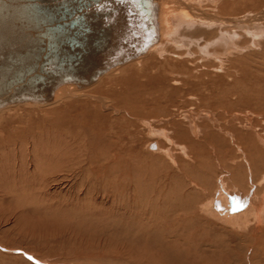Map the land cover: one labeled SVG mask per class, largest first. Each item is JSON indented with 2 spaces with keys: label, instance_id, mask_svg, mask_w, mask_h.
Here are the masks:
<instances>
[{
  "label": "rangeland",
  "instance_id": "374dc122",
  "mask_svg": "<svg viewBox=\"0 0 264 264\" xmlns=\"http://www.w3.org/2000/svg\"><path fill=\"white\" fill-rule=\"evenodd\" d=\"M205 1L209 2L192 7L217 18L224 12L234 20L245 19L264 11V0ZM239 34L237 43L246 44L244 32ZM183 39L176 50L169 47L162 57L156 55L159 72L130 70L115 81L114 92L98 93L96 89L88 96L79 94L49 108H19L0 117V264H264V223L256 231V223L251 221L255 233L248 229L257 244L242 238L249 235L247 230L222 222L216 223L220 228L217 233L208 230L210 234L192 239L194 229L188 221L186 229L178 227L180 231L174 233L171 228L170 237L165 234L164 226L171 224V219L188 217L193 205L202 203L196 183L214 189L219 178H228L232 167L239 169L238 178L232 175L235 187L241 190L237 195L245 193V198L260 200L264 191V184L259 186L264 146L259 147L262 144L255 133L246 128L248 116L249 125L264 136V35L258 39L260 45L249 50L228 46L226 52L221 48L223 66L214 57L205 59L198 45L189 46L187 37ZM199 100L202 107L197 106ZM185 112L199 115L195 120L200 132L197 138L211 135V146L200 145L196 136L173 135L175 124L183 122L188 128L191 123ZM209 115L217 120L215 127ZM157 126L170 130V143L156 137ZM220 128L228 135L220 133ZM134 134L132 155L126 151L117 154V137L125 136V143L131 146L129 139ZM183 138L196 143L195 153L205 160V173L190 162L191 152L186 147L188 158L179 149V144L187 141ZM156 141L165 142L162 148H177L176 158L186 165L193 183L169 158L160 154L163 159H157L156 150L148 149L147 145ZM213 141L219 142L218 158L206 152L214 150L217 143ZM225 141L232 143L231 150L226 149ZM246 156L253 160L252 177L246 171ZM215 159H222L220 169L214 166Z\"/></svg>",
  "mask_w": 264,
  "mask_h": 264
},
{
  "label": "bare ground",
  "instance_id": "6f19581e",
  "mask_svg": "<svg viewBox=\"0 0 264 264\" xmlns=\"http://www.w3.org/2000/svg\"><path fill=\"white\" fill-rule=\"evenodd\" d=\"M66 1H68L67 6L69 8L71 6H74L75 10H78L76 7V2H74L73 0H0V117L7 112H12V111L15 112V110H17L19 108H26V109H28V108H49V107H52L54 105H57L61 101H65V99H68V98L70 99L71 97H75L79 94H83V95L88 96L89 93H92L93 91L95 93L96 89H98L97 91L100 90L101 92H104V90L110 89L111 92H114L115 89H113L114 91H112L111 87L113 85L116 86L118 84L115 81H117V79H119L120 77H121L120 79L124 78V73L127 74V72H129L130 70H131V72L133 71V72H136L138 74H143V73L147 74L148 71H151V72L154 71V73L156 74V72L160 71V68H158V69L155 68V65H158V62L156 63V60H158V59H156V55H157V58L162 57V55L164 53H166V51L169 47H172L173 50H176L174 48V47H176V44H180L184 40L183 38H185V37H187V39H185V40H188V42L186 41L187 45H189V46L190 45H196V46L198 45L199 49H197V48L196 49L201 53V55L203 57L206 56L205 59H209L210 57L211 58L214 57L215 58L214 60H217L218 63L220 64V66H223V63L225 61V55H224L225 53H224V51L221 50V48H223V47L226 48V49H223L226 51L228 49V46H230V47L232 46L233 48H236L239 51H244L245 49L249 50V49H251L252 46H254V47L259 46L260 44H258V43L260 41L258 39L262 38V36L264 35V11L258 15L255 13L256 16H247V17H245V19H244V17H242V19L236 18L234 20L232 18L234 16H231L230 14H225L223 12V9H222L223 15H220V17H222V18H220V17L217 18L215 15L204 14L201 10L196 9V8L194 9V7H192V5L194 3H196L198 6H202L203 4L209 2V1L206 2L205 0L204 1H202V0H153V2L155 4V8H156L155 15L153 17V23H152V26L154 25V32H155L154 41L143 52L134 53L135 49H134V46H132V43H137V45L140 44L139 34L136 33V31H135V30H137V29H135L137 27L136 23L134 22L135 17L128 15L127 3H117L116 4L113 2V0H106L107 2H109L111 4V7L113 8V11H111V13L107 15L106 20L103 18L104 16L102 17V14L100 12L96 11L94 6H90L87 8H86V6H84V7H82L83 9L81 11H78V13L76 12L78 15L82 14L84 19H85V22H86V24H85L86 29H83V28L79 29L77 32L79 34V36H76L77 34L75 35L76 36L75 38L78 39V42H80V44L78 45V47L76 49L77 52L81 54V56H80L81 65H78L79 75H81L83 77H87L89 75L95 74L97 71H100L99 74L96 76V78L93 79L92 81L87 82V84H81V83H76V82L75 83L60 84L53 89L51 95L46 100L34 101L31 99H28V100L18 99L19 96H21L23 86L27 83L26 76H25L26 72L23 73V71L24 70L26 71V69H27L26 64L28 62L31 64L32 63L34 64L37 62L40 63L43 60V55L47 51V47H48V43H47L48 42V39H47L48 36H46V35L49 34V31L52 35H58L55 32H51L52 29L50 27H52L58 21L60 22L62 20V18H61L62 12H58V13L54 14V9H52V8L57 7L61 2L64 3ZM211 1L213 3L218 4V2L219 1L221 2L222 0H211ZM235 1L232 4L236 3ZM239 4H241V3H239ZM219 8H220V5H219ZM222 8H223V6H222ZM244 10H243V12H247V11L253 12L251 10H245V11ZM132 30H134V33H136L135 35H134V33H132ZM240 30L242 32H244L245 36L248 38V40H247L248 42L244 45H242L240 43H239L240 44L239 45L237 43L238 37L240 35L239 34ZM69 35L66 34L65 36H69ZM62 36L63 37H61V35H59V37H57V38L60 40L64 39V35H62ZM197 39H199V40H197ZM202 40H203V44H201V46H200V42ZM225 44L227 45V47L223 46ZM262 45L264 46V43H262ZM67 47H68V45H67ZM185 47L187 49L188 46L185 45ZM176 48H179V47H176ZM182 48H183V45H182ZM54 49H55V52H53V53L58 54L59 56H63V57L65 55L69 56L70 55L69 53H73L70 50H68L67 48L64 50H60V47H58V46H55V48L50 49V50L52 51ZM237 50H235V51H237ZM118 52H122L124 57H122L123 56L122 55L121 56L122 58L112 59L113 57H115V55H117ZM184 52H185V49L183 50V53H179V54L182 55V54H184ZM186 52L188 55H190V56L192 55L191 54L192 51L191 52L186 51ZM152 56H153V59L151 61ZM153 60H155V61H153ZM112 62H114V63H112ZM152 63H154V65H153L154 67L151 66ZM135 67H137V68H135ZM154 69H156V71ZM20 75H22V76L19 77ZM228 75L230 76L229 73H228ZM188 78H190V77H188ZM231 80H232V77H231ZM183 81H185V79H182V82ZM107 84H110L111 86H109L107 88L106 87ZM104 88H106V89H104ZM44 91H45V94H47V92L49 91V87H46V89ZM100 91L98 93H100ZM110 91H108V92H110ZM108 94H112V93H108ZM117 96H119V95H117ZM93 98L95 99V97H93ZM127 99H128V97H127ZM98 100H100L99 102H101V104L103 103L100 97ZM197 102H198L197 106H199V107L203 106L202 103L200 102V100ZM137 103H139V102H137ZM113 111H115V110H113ZM205 111L206 110H204V114H207ZM207 111H209V110H207ZM185 113L186 114H184V115L187 116L186 118L191 120L190 124L187 123L188 128H187V126L183 125L186 123H183V122L178 123V124H175V126H174L175 131H173L172 133H173V135L176 134V137L177 136H183V137L190 138L191 136L192 137L196 136L195 138L198 139L197 138L198 133H200V132L197 133L198 129L196 127L195 120L199 119V115L191 114L190 112H185ZM209 114L211 115L212 112ZM210 115L207 117H209L211 119L212 123L213 124L215 122L217 123V120L215 118H212ZM235 118H238V116L235 115ZM246 120H247L246 123L248 126V127H246L247 130H251L252 132L255 133L254 136H256V138L259 139L258 140L259 143L262 144V146H259V147H263L264 146V136L261 134H258L260 132L257 133L255 131V128L251 127L249 125L250 124V117L247 116ZM163 122H165V121H163ZM197 122H199V121H197ZM157 124H159V122H156V125ZM215 124L212 126L215 127ZM157 127H159V126H157ZM172 127H173V125L171 126V128ZM156 129H157L156 130V137L161 136L164 140H167L166 142H168V143H170L173 140L172 139L173 135L171 136L170 130L168 128L163 126L162 128L159 127V129L158 128H156ZM203 129H204V127H203ZM86 131H87V129H86ZM205 131H206V129H205ZM218 131H220V133H222V134L227 133V135H228V132L223 133L221 128ZM203 132H204V130H203ZM128 133H130V132H128ZM206 133H208V132H206ZM249 133H251V132H249ZM113 135H115L114 132H113ZM231 135L232 134H230L229 136H231ZM130 136L131 137L129 140L132 141L131 146L129 143H125V139H124V138H126L125 136L117 137V142H115L116 143V145H115L116 149L114 148V150L117 152V154L118 153L120 154V153H123L124 151H126L125 154H127V155L131 154L132 155V153L135 151L133 146L135 145L134 143H135L137 137L135 134H134V136L133 135H130ZM208 136L210 137L211 135H207L206 137L204 136L203 139H201V140L198 139V140H200L199 144L200 145L205 144L206 146H207V144L210 145L211 142H208V138H209ZM214 136H216V135H214ZM187 138L186 139L183 138L187 141H185L186 142L185 145L183 143L179 144V145H181V146H179L180 147L179 149L188 158L189 153L186 154L184 152V148L186 147V151L191 152V154L189 156L190 162L193 165H195V167L200 172H202V171L204 172V168H202V167L204 166L203 162H205V160L201 159V155L195 153L196 149H197L195 147L196 143L194 144V141H191ZM232 138H235V137H232ZM254 139H255V137H254ZM213 142L217 143V141L216 142L213 141ZM106 143H107V145H109V148H110V146H111L110 139ZM163 143H165V142H163ZM163 143L159 142V141L150 142L147 146H148V149H150V150L151 149H153L154 151L156 150V158L157 159H160V158L163 159V156L160 155V154H163L164 158H166V157L169 158L173 162V164H175V166H176L175 169H177V171L179 170L178 172H181L182 174L186 175V177L189 174H191V173H188V169H186V167H185L186 165L184 163H182V161H180V159L176 158L177 157V151H176L177 148L176 149L172 148L173 150H170V149L166 148V146H165V147H163L164 148L163 149L162 148V146H164ZM224 143L226 144L229 142L225 141ZM244 143H246V142L244 141ZM252 143L253 142H251V144ZM21 144H23V143H21ZM217 144H216V146H214V150H212V151L207 150L206 151L208 153L211 152L210 155H208L206 153L209 157L211 155H213V157L218 156L217 154L219 152H217V151L219 150V147H220L219 142ZM226 145H227L226 149L231 150L232 143H231V146L229 144H226ZM5 147H6V145H5ZM32 148H33V146H32ZM112 149L113 148H111V150ZM127 150L129 152H127ZM210 150H211V148H210ZM106 152H107V150H106ZM199 153L201 154V152H199ZM228 153H229V151H228ZM113 154H116V153H113ZM250 155H252V154H250ZM116 156L121 157L122 155H116ZM228 158L230 159V157H228ZM239 158H241V157L239 156ZM229 159H227V160H229ZM212 160H213V158H212ZM221 160L222 159H220V160L217 159L216 161H214V162H216V164L214 163L215 164L214 166H216L218 169L221 168L220 167ZM230 160H232V159H230ZM223 162H224V160H223ZM245 162H246V171L247 172L249 171L250 176H251L252 170L254 169L253 160H252V158L251 159L249 158V160H248L247 156H246ZM233 165L234 164H232V166ZM105 166H107V165H105ZM171 166H173V165H171ZM223 166H225V164ZM229 167H230V165H229ZM205 171H206V169H205ZM242 171H243V169H242ZM238 173H239L238 167L237 166L232 167L230 174H229V172L226 174V176L228 178H224V177H223L224 179L219 178L218 183H216L214 189H212V188L208 189L207 188L208 184H198L199 182L196 183V186L201 188V190H200L201 192H200L199 196H200V200L202 201V203L199 205L194 204L193 207L191 206L192 207V211H191L192 213L188 217L186 216L183 219L178 217L176 220L171 219L173 223L171 222V224L164 226V228L166 227L165 228V234L167 236H169L170 230L173 229V232L175 233L176 231L179 230V228H182L183 226L185 228V224L188 221L187 223H189V225L191 226L190 228L194 229V232H193L194 235L192 237H190V239H192V238L196 237L197 235H204V234L209 233L208 230L212 231L211 234H213L215 232L217 233L220 230V228L217 227L216 223L222 222V223L229 224L233 228L238 227L242 230H247L246 233L249 235L248 236L244 235L242 238L248 237L251 239V241L252 240L254 241L253 243L257 244V241L255 240V237H254L255 235H253L252 233L250 234L249 233L250 230L248 231V229H251V231L253 233H255V230L257 231L261 227L260 226L261 223H264V191H263V194L260 196V200H258L259 197L255 199V198H252V196L245 198L246 197L245 193L242 195H240L241 193L239 195H237L236 191L241 192V190L238 189V186L235 187L236 186V180L232 179V175H234L233 177H237ZM245 174H246V172H245ZM253 176H254V174H253ZM200 178L202 179V177H200ZM259 178H260L259 179L260 180L259 186H260V184H264V173ZM13 179H14V177H13ZM188 179L191 180L192 183L194 182V180L191 179L189 176H188ZM239 180H241V179H239ZM201 181L203 182V180H201ZM21 183H22V181H21ZM238 185H240V183ZM250 186H249V188H250ZM254 187H256V186H254ZM248 193H251V191ZM247 195H250V194H247ZM245 199H247V201ZM246 204H249V205H246ZM181 205H178V206H180V208H181ZM182 206H184V205H182ZM248 206H250L249 207L250 209L247 210ZM232 211H234V214L232 213ZM163 221H165V220H163ZM251 221H254L256 223L255 230L252 229L253 224ZM203 222H206L207 224H209V226H206L205 224H203ZM162 224H164V223H162ZM228 232L234 233L235 231L229 230ZM229 234L230 233H228V235ZM234 236H236V235H234ZM187 238H189V237H187ZM194 240L195 239H193V241ZM184 241H185V239H184ZM204 242H205V240H204ZM246 243H247V241H246ZM245 245H247V244H245ZM251 248L252 247L250 245V249ZM198 249H199V247H198Z\"/></svg>",
  "mask_w": 264,
  "mask_h": 264
},
{
  "label": "water",
  "instance_id": "95a60500",
  "mask_svg": "<svg viewBox=\"0 0 264 264\" xmlns=\"http://www.w3.org/2000/svg\"><path fill=\"white\" fill-rule=\"evenodd\" d=\"M76 2L75 10L74 6L70 8L67 6V2H61L57 7H53L54 14L62 12V20L50 27L51 32H55L58 35H52L49 31L48 36V47L47 51L43 55V60L39 63H27V69L25 76L27 83L23 86L21 96L18 99L23 100H46L51 95L53 89L64 83H81L87 84L96 78L100 71L95 74L83 77L79 75L78 65H81L80 56L77 52V47L80 44L76 36L79 29L85 28V19L83 15H78V11H81L84 7L94 6L97 12L102 14V17L106 20L107 15L113 11L111 4L106 0H73ZM114 3H127V13L129 16L135 17V23L137 27L136 33L139 34L140 44L132 43L135 52H143L149 45H151L155 38L153 17L155 15V4L153 0H113ZM77 12V13H76ZM49 28V27H48ZM85 31V30H84ZM134 33V30H132ZM134 33V35L136 34ZM70 34L69 36H65ZM77 34V35H76ZM63 37L64 39H58L57 37ZM76 35V36H75ZM132 35V34H131ZM74 37V38H73ZM68 45V47H67ZM55 46L60 47V50L68 49L73 53H69V56H59L55 54ZM62 47V48H61ZM55 54V55H54ZM122 52H118L112 59H119L124 57ZM122 56V57H121ZM128 56V55H127ZM126 56V57H127ZM114 63V62H112ZM24 68V67H23ZM20 75L19 77H21ZM5 81V80H4ZM46 87H49V91L45 94Z\"/></svg>",
  "mask_w": 264,
  "mask_h": 264
}]
</instances>
